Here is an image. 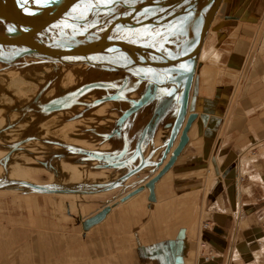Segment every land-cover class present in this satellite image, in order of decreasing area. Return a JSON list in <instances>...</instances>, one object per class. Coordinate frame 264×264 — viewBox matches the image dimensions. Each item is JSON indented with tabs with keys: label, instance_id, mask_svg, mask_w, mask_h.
Here are the masks:
<instances>
[{
	"label": "rangeland",
	"instance_id": "rangeland-1",
	"mask_svg": "<svg viewBox=\"0 0 264 264\" xmlns=\"http://www.w3.org/2000/svg\"><path fill=\"white\" fill-rule=\"evenodd\" d=\"M222 6L223 9L217 15L218 19L211 30L214 40L210 44L214 47V53L209 55L211 56H208L209 58L203 57L198 65L199 92L210 93L217 83L224 84L235 81L236 90L229 88L228 91L264 89V47L261 46L264 41V0H225ZM85 8L86 6L82 4L75 6L76 11H79L77 14L83 17L87 16L84 15ZM56 12L59 13L61 10ZM65 27L71 28L67 23ZM66 32L64 34L69 41H76ZM72 34L77 35L78 40L87 38L85 37L86 33L77 30ZM14 40L17 43L18 38H14ZM220 52L222 59L214 61V59H218ZM235 53L241 56L242 62L245 60L242 67L238 68V63L242 64L241 59L237 58V62L232 60ZM92 56L94 58L78 62H74L75 59L62 58L61 60L34 54L20 56L12 62L0 60V73L10 71L4 70L11 67L40 63L47 59L51 63V71L49 70L46 79L42 81L40 87L35 88L33 94L22 105L8 106L2 112L0 111V121H2V125L0 123V264H224L227 258L221 255L215 259H206L204 257L206 253L203 251L208 250L207 243L205 248L201 246V239H203L200 237L201 232L206 228L203 227V222L209 221L205 217L208 214L205 208L206 202H208L205 191L213 181L211 172L213 167L208 169L207 176L204 174L208 170L201 169L199 171L201 176L196 183L198 189L192 190V192L191 190L185 191L178 197L181 203L180 207L183 209L180 223L187 226L182 229L185 241L179 246L176 255L171 252L172 245H167L165 250L171 259L162 261L156 259L152 253H145L144 248H150L149 246H138V236L144 242H152L158 236L172 233L174 229L169 228V218L176 213L170 210V213L168 212L166 215L167 220L154 217L156 213L153 214L146 209L148 199L145 196V191L139 192L140 194L134 195L123 203L120 201L125 193L140 184L147 171L140 165L137 166L140 158L135 159V165L124 164L123 166L122 157L129 152L116 151L118 147H121L119 145L122 139L118 138L114 131L120 129L121 123L117 124V120L125 108V106H120L118 103L120 101H115V105L107 108L106 113L109 120L103 130H93L90 126H84L92 133L89 140L90 146L77 145L57 136H39L37 132H31V127H37V124L54 110L60 112L68 110L71 103L85 95V92L86 97L88 95V100L82 102L77 110L62 114V120L83 118L86 111L109 99H121L127 96L128 104L132 105L138 96L143 95L150 81L146 78V80L142 79L139 74L145 73L147 69L144 70L139 66H126V68L115 71L107 67L106 72L94 78L100 80L102 75L118 73L119 84L115 82L116 78L109 82L92 80L86 82L78 79L79 82L77 81L76 85L64 89L65 93L62 90L55 91V94H50L49 97H42L48 87L55 82V79L61 78L71 64L81 69L88 66L80 76L81 78L87 75L92 66L103 67V64L95 63V59L96 61L113 60L117 64H121L122 61L109 54H94ZM209 70L214 77V82L211 83L206 82L204 78V73ZM141 80L145 81L142 88L138 86ZM93 90L94 92H92ZM126 91H133L135 95L128 96ZM173 95L177 98L180 96L177 92ZM235 95L236 93L233 94L232 101L236 100L237 96ZM158 97L155 93L141 107L145 114L144 117L141 116L138 121L133 122L134 136H131L132 139L137 138L140 130L138 127L136 128L137 123L152 113V107L156 104ZM197 104L200 105V103ZM24 113H29L28 115L32 117L30 122H26L25 125L29 130L25 126L18 127L13 123ZM255 114L256 117L264 118V105L258 108ZM134 116L136 117V115ZM257 137L260 138L258 143L251 145L249 142L243 145L241 150L247 148L253 156H256V160L250 162V165L255 170L258 169L264 177V135ZM105 145L109 148L106 149ZM7 155L11 161L6 158ZM16 155L17 157L14 158ZM238 158L236 164L239 162ZM9 162L13 165L12 167L10 164L8 165ZM250 165L247 168L250 169ZM101 172L105 173L102 174V177L100 174L95 175L96 178L89 176ZM63 176L72 178L67 179L64 185L57 184L58 179ZM238 177L237 191L240 189L241 192L240 194L236 193L239 194L242 202L240 214L246 215L248 222L253 226L259 225L257 231H264V183H262L264 181L256 179L257 184L256 181L249 178L247 173L240 174ZM253 182H255L254 185H251ZM142 185H145V182ZM201 185L203 186L201 187ZM245 185H249V192L246 191L245 187L247 186ZM193 194L194 197L199 198L198 203L202 202V205L198 207L199 210L187 209V203H184L185 207L182 206V203L186 201L185 198L189 199V202L194 199H190ZM118 199L120 203L113 205L111 210L113 212H110L105 219L88 229L83 227L82 220L84 218L95 215L103 206L116 202ZM253 202H256V205ZM194 207L195 205H193ZM230 212L232 213V211ZM144 218L146 219L144 220ZM249 229L245 230L248 236L251 235ZM253 234L255 235L256 232ZM262 246H264V241L254 250L260 248V251ZM209 251L212 252V250ZM260 253L261 251L258 257H255L254 254L233 256L231 264H244L247 261L264 264L259 257Z\"/></svg>",
	"mask_w": 264,
	"mask_h": 264
},
{
	"label": "bare ground",
	"instance_id": "bare-ground-1",
	"mask_svg": "<svg viewBox=\"0 0 264 264\" xmlns=\"http://www.w3.org/2000/svg\"><path fill=\"white\" fill-rule=\"evenodd\" d=\"M83 1H86V0H83ZM102 1H108V0H102ZM188 1L189 0L174 3L173 0H130L129 2L131 4L137 3V7H135V6L134 7L122 6L119 8H111V9H105V10L101 9V7L100 8L95 7V6L94 7L93 6L88 7L86 5V8L84 10L86 12L84 15H87L86 17L79 16L77 14V12H79V11L78 10L76 11V9H75L74 11H72L74 14L70 13V15H68V17L65 16V18L61 21L60 26H56L52 29H48L47 27L51 25V21H49L50 18L54 17L55 15L60 14L65 9L67 2L66 1H53V0H30L29 4L27 6L28 12L23 11V12L18 13L15 16H12V17H4V16L0 17V38L5 37L6 39H9L10 41L14 42L12 44H7L4 42L0 43V51H1L0 60L12 62V61L17 60L20 56L33 55L34 54V55H40L43 57L49 56V57H53V58H59L61 60H62V58H67L68 60L69 59H75L74 62H78V61L84 60V59H92V57H93L92 55H94V54H109L112 57L118 58L120 61L122 60L121 64H117L113 60L96 61V59H95L94 62L95 63L97 62L99 65L103 64L102 65L103 67H101V66L98 67L96 65L92 66V68L89 70L87 75H85L84 77H81V78H80V76L85 72V69L88 66H86L84 69H81L74 64H71V65L69 64L70 65L69 69L63 74V76H61V78H59L58 80L55 79V82L52 83L48 87V89L45 91V94L44 93H43L44 95L41 94L42 97L43 96L49 97V95L53 94L55 91H61V90L64 91V89H68L72 85L73 86L76 85V82L78 81V79L80 81H86V82H89L90 80L101 81V82H107L108 81L109 82V80L116 78L114 80L117 84H119L120 80H119L118 73H114L112 75H106V76L102 75L100 80H96L94 78L96 76L106 72L108 70L107 67H110L115 71L117 69L126 68V66H130V67L131 66L132 67L139 66L141 68H144V70L147 69L145 73L139 74V75H141L142 79H144V80L147 79V80L151 81L147 85V88L145 89L144 92H148V91L152 90L151 97H153L154 94L156 93L157 96L161 95L159 97H164L166 99L167 97L164 96V93H167L168 92L167 90H169V89L175 88L173 91V94L175 92L180 94V96H178V99H177V102L180 103L181 94H182L181 89L183 87V84H184L186 78H185L184 74H183V76H181L180 81H177L175 77L180 73L187 72L188 70H190L193 67V64H194L193 58L186 57V58L180 59L179 62L174 61L171 64H167L165 66L153 64L152 61L165 64L171 60L179 58L180 56L186 55L187 53H189L190 51H192L194 49V47H195V45L199 39V35H200L199 32H200L201 27L204 23V19H205L204 17L207 13L208 5L206 4V0H196L192 3V5L189 9L184 10V11H179L182 8H184V6L186 4L190 3ZM224 2H225V0H221L219 6L214 11V13L211 17L212 19L210 20L208 27L204 31L205 34H204V36H203V38L199 44V50L194 55L196 65H195V70H194V74H193L194 78H193V81H192V84L190 87V91H189L190 92L189 99L191 96V91L193 89V84L195 83L194 81H196V76H197L196 74L198 73V69H199L198 65L200 64L199 63L200 60L203 57L204 58L208 57L209 55L214 53V50H213L214 47L210 44L211 41L214 40V38H213L214 34L211 35V30L214 27L215 21L218 19L217 15H219L221 10L223 9L222 5ZM4 3H5V1L4 2L0 1V9L2 8V6H4ZM58 10L59 11L61 10V12H59V13L56 12ZM142 16H145V18H143ZM66 23H67L68 27L70 25L71 28L68 29L67 27H65ZM83 24L86 27L84 28V30H81L80 28L82 27ZM73 28H74V30L72 31ZM76 30L86 33V35H85V37H87L86 40H78L79 37H77V35L72 34V32H76ZM33 31H38L39 34H37L34 37H30V35ZM66 31L70 34L69 37L76 39V41H69L68 37L64 34V32H66ZM91 33H93V34L95 33V34L93 35ZM135 33H136V35H134ZM90 34H91V37H90ZM130 34H132V35H130ZM152 34H154V35L152 36ZM14 38H18L19 41L17 40V43H15L16 40H14ZM143 39H145V40H143ZM107 42L109 45L105 46V44ZM79 44L82 45V47L81 46L79 47L78 46ZM38 45H43V46L48 45L49 47H54L56 49H59V50H55L56 53H61L62 51H70L72 53H76L77 50H85L84 52H86V53L85 54H77V55H67V54L66 55L65 54L59 55V54L45 53V52H42L39 50H33L31 52H26V53L19 55V56L17 55L18 51L21 49H24V48L30 47V46H38ZM261 46L264 47V41L262 42ZM78 47L80 49H78ZM88 50H92V51L87 53ZM13 52H16V53H13ZM11 53H12V55H11ZM135 55L138 56V58H140V61L144 62V64H140L137 61H135L133 59V57ZM221 55H222L221 52L218 53V59L216 58V59H214V61L221 60L222 59ZM107 57H108V55H107ZM209 57H211V56H209ZM72 62H73V60H72ZM50 65H51V63L49 62V59H47V60L41 61L40 63H29V64H26V66L19 65V67H11L9 69L4 70V71H8V70H10V71L0 73V111L2 112V110L6 109V107H8V106L14 105L13 107H15V106L17 107V106H20V104L22 105V103H24L33 94L35 88H37L39 85L41 86L42 81L46 79L48 72L51 71ZM140 71H138V72H140ZM204 78L206 79V82H209V83L214 82L210 70L206 71L204 73ZM144 80H141L139 82L138 86L140 88H142L141 86L144 85V83H145ZM154 82L157 83L158 86ZM162 84H165V85H162ZM171 84H173V85H171ZM112 85H114V84H112ZM156 87L158 89H156ZM75 90H76V88H75ZM37 91H38V89H37ZM165 91H167V92H165ZM92 92H94V90ZM64 93H65V91H64ZM89 94L91 95V93H89ZM126 94L128 96H131V95L134 96L135 95L133 91H126ZM140 97L141 96H138L135 99V101L137 99H139ZM151 97L148 100H146L143 104L138 106L137 109L139 107H142L144 104H146L151 99ZM169 99L171 100L172 98H169ZM173 99H174V97H173ZM87 100H88V95L86 97V92H85V95L80 96L77 101L71 103L68 110L63 109L64 111L60 112V111L54 110L55 109L54 108L53 109L54 112H51L50 115H48L46 118L42 119L40 122L38 121L39 123L37 124V127H35V128H34V126L31 127V129H30L31 132H33V133L37 132V134H39V136H50L51 135V136H54V137L57 136L60 138H62L65 134H70L74 138L81 137L82 139H85V138L89 137V133L82 131V129L80 130L74 126L71 127V125L73 124V121L76 120L77 118L72 119V120H62V114H64V113L68 114L69 112H72L75 109L77 110L79 108L80 104H82V102L87 101ZM128 100H129V98H128ZM128 100H127V96H124L121 99H109L104 103H111L109 106V107H111L112 105H115V103H116L115 101H120V102H118L120 104V106H125L124 109H126L129 106H131V104H128ZM41 102H42V99H41ZM126 102H127V104H126ZM188 103H189V101H188ZM168 105H169V100L167 101L163 111L166 110V107ZM98 106H100V105H96V106L92 107L90 110L86 111V113L83 117H85V118L86 117L88 118L89 116L92 117L93 114L91 115V112L93 111V109L95 107H98ZM81 107H82V105H81ZM137 109H135L131 112H134ZM34 110H35V108H34ZM27 111H29V110H27ZM189 112L190 111H189V107H188L187 113H189ZM28 114L29 113H24L21 116L18 115L19 118L18 119L16 118L17 120H15L13 123H15L18 127L25 126L26 122H28L30 119H32V117ZM94 114H96V112ZM96 115H98V114H96ZM87 118L82 123V124H84V126H86V125L89 126V124L92 122L91 120L93 119V117L91 119H87ZM149 120H150V118L147 120V122ZM156 120L154 121L155 122L154 124H156ZM1 122L2 121H0V123ZM66 122H67V124H68V122H70L72 124L68 127V125H65ZM104 122H105V118H101L99 121H97V123H96L97 126H95V127L98 128V126L105 125ZM79 123L81 124V122H79ZM1 125H2V123H1ZM25 127H27V126H25ZM90 127H91V125H90ZM27 129H28V127H27ZM17 131H15V132H17ZM160 134H161V132L158 131L156 136H155V142L157 144L160 141V137H159ZM6 135H8V134H6ZM258 141H260V139H256L251 145H255L256 143H258ZM77 142H79V141H77ZM259 143H261V142H259ZM80 144L85 145V146L91 145L89 143H87V144L80 143ZM172 148L173 147H171V149ZM157 150H159V149H157ZM8 156L9 155H7L6 158H8ZM15 157H17V155L14 156V158ZM167 157H168V155H167ZM255 157L256 156H253L247 148L246 149L243 148V150H241L240 156L238 158L239 162L237 163V168H239L240 174L247 173L248 176L250 175V178H252V179L257 178V180L259 179V180L263 181V179L260 175L252 174L251 171L249 170V168H247L248 165L251 164L250 162H253L254 159L256 160ZM11 158H13V156H11ZM9 159L10 158H8V160ZM9 161H11V160H9ZM10 163L11 162H9L8 165ZM10 166L12 167L13 165L10 164ZM73 167H70V168H73ZM159 167H161V166L159 165L157 168H159ZM70 171H72V170H70ZM211 172L213 173L214 169H212ZM98 174H100L102 177V174H105V173H102V172L101 173H95V174H92L89 176L96 178L95 175H98ZM116 177H117V175H116ZM70 178H72V177H70ZM70 178L67 176H63L62 178L58 179L59 181L57 184L64 185L66 180L70 179ZM71 181H72V179H71ZM75 182H76V180H75ZM237 183H239V182H237ZM155 185H156V182H155ZM146 187L147 186L144 185V187L140 191H143L144 189H146ZM93 188H95V187H93ZM154 192H155V187H154ZM240 192L241 191L239 189V194H240ZM248 192H249V190H248ZM138 193L139 192L132 194L129 197H126L125 200H129V198L133 197V195H136ZM238 198H239V196H238ZM122 199L123 198H121L120 201L124 202L125 200H122ZM239 200H240V198H239ZM120 201L118 199L116 202L110 203L108 205L111 208L112 205H114L115 203L118 204V203H120ZM89 228H90V226H89Z\"/></svg>",
	"mask_w": 264,
	"mask_h": 264
},
{
	"label": "crops",
	"instance_id": "crops-1",
	"mask_svg": "<svg viewBox=\"0 0 264 264\" xmlns=\"http://www.w3.org/2000/svg\"><path fill=\"white\" fill-rule=\"evenodd\" d=\"M142 17L145 18V16ZM85 27L86 26L83 24L81 30H84ZM134 35H136V33ZM153 35L154 34H152V36ZM237 58L241 59V56L235 53L232 60L237 62ZM240 61L242 62V59ZM243 62H245V60H243ZM243 62L242 64L238 63V68L243 66ZM196 75L197 80L194 81L195 83L193 84L188 107L190 112L197 111L198 114L187 131L189 139L183 146L181 153L172 163L171 167L168 168L158 180H156V199H149L147 196L149 192L148 187L143 190L148 199L146 209L153 214L156 213L154 217L160 218L161 220H167L166 215L168 212L170 213V210L176 213L173 217L170 216L169 218V228L174 229V231L169 235L158 236L152 242H144L141 240V237L138 236L137 238L140 241H138V246H149L150 248H144L146 250L145 253H152L154 254V257L156 256V259L158 258V260L162 261L168 260V258L171 259L168 257L169 253L165 250V246L172 245L171 252L174 254L178 252L179 246L185 241L182 229L187 226L180 223L183 209L180 207L181 203L179 202L178 197H180L181 194H184L185 191L191 190L192 192V190L198 189L196 188V183L200 180L199 177L201 175H199V171L201 169L208 170L213 167V181L210 183L207 191H205L206 199H208L205 208L208 214L206 216L204 215L209 219V223L211 224L209 227L202 229L200 237L206 241L207 249L212 250L214 255H212L211 259H215L221 255L227 258L224 264H228L229 259L233 256L238 257L244 256L245 254H254L255 257H258L259 252L264 246H262L260 251V248H258V250H254V248L260 246V243L264 241V231H257L259 225L253 226L248 222L246 215L240 214V212H242V202L241 199L239 200V195L236 193L239 192L237 191V181L239 180L238 175H240V170L237 168L236 160L240 155L241 147L243 145L248 144L249 142L252 144L256 139H260L257 136L264 135V118L256 117L255 114V111L264 105V89L228 91L229 88H231V90H236L237 86L235 85V81L224 84H221V82L220 84L217 83L210 93L203 91V93H200L198 89L199 75L198 73ZM155 84L157 85V83ZM235 93L237 98L235 101H232V96ZM173 97H169L172 98L171 100L168 99L169 105L166 107V110L159 115L156 124L150 129L148 128L147 120L165 98L159 97L157 99L155 102L156 104L152 107V113H150L144 120L137 123L136 128L138 127L140 130H137L138 136L137 138L135 137L136 141L135 138H131V136H134L132 130L134 126L132 124L134 121H138V118L141 116L144 117L145 113L141 107L125 116L120 122L121 126L120 129L118 128L119 131H114V134L122 139L120 145L117 144L121 147H118L116 151H121L122 153L126 151L129 152V154L125 153L122 157L123 166L124 164L127 166L130 164L135 165V159L140 158V162L137 166L140 165L142 169H147L146 175L140 183H144L162 167V165H160L161 167L157 168L156 162L161 157L162 150L168 138L167 136L169 135L179 108V103L177 102L178 98L174 95ZM197 103H200V105ZM110 104L111 103L100 104V106L93 109L91 112V115L93 114V119L89 124V126L91 125V129L103 130L105 128L108 123L107 121L109 120L106 110ZM171 107H173L172 110H170ZM95 112L98 115L94 114ZM134 115H136V117ZM92 117L89 116L86 118L91 119ZM86 118L83 117L76 119L73 121V124L70 122L67 124L66 122L65 125H68L69 127L72 124L71 127L74 126L89 133V137L82 139L81 137L74 138L70 134H65L61 139L72 141L77 145H80V143L91 144L89 140L92 133L90 130H86L84 124H82ZM101 118H105V125L98 126V128L95 127L97 126V121ZM79 122H81V124ZM158 130H160L161 134L159 135L160 141L157 144L155 142V134ZM180 133L181 132L177 134L172 147L178 143ZM105 147L106 149L109 148L106 145ZM153 153H155L154 156ZM171 153L172 151L170 150L168 157ZM168 157L162 164L168 160ZM249 170L252 174L260 175L264 181V177L258 169L255 170V168L251 166ZM208 172L209 170L204 175L207 176ZM256 179L252 180L256 181L258 184ZM254 183L255 182L251 185H254ZM202 186L203 185H201V187ZM245 186H247L245 189L248 191L247 189H249V185ZM190 199H193L191 200L192 202H189V199L185 198L184 200L186 201L182 203V206L185 205L184 203H187V209L192 211L199 210L198 207L202 205V202L198 203L199 198L197 199L193 194V197ZM253 203L256 205V202ZM193 205H195L194 208ZM112 207L108 210L107 214L95 224L101 222L110 214V212H113L111 211ZM229 210L232 211V213ZM145 219L146 218H144V220ZM245 223L249 224L243 225ZM91 226H93V224ZM247 229L251 230V237L248 236V233L245 231ZM254 232H256L255 235L253 234ZM260 254L259 257H261L262 262L264 263L262 251ZM170 256H172V254H170ZM231 261L232 259L229 264H231ZM244 264L254 263L247 261Z\"/></svg>",
	"mask_w": 264,
	"mask_h": 264
},
{
	"label": "water",
	"instance_id": "water-1",
	"mask_svg": "<svg viewBox=\"0 0 264 264\" xmlns=\"http://www.w3.org/2000/svg\"><path fill=\"white\" fill-rule=\"evenodd\" d=\"M1 2L5 1L4 6H2V8L0 9V17H12L17 15L20 12L26 11L27 10V6L30 2V0H0ZM53 1H66L67 5L65 6V9L61 12V14L55 15L54 17L50 18L49 21H51V25L48 26V29H52L58 25L61 24V21L65 18V16L69 15L73 9H75V6L78 4H82V5H87L88 7H98L101 9H111V8H119L122 6H131V7H137V3L131 4L129 1L130 0H108L103 2L102 0H53ZM180 1H185V0H173L174 3H178ZM196 1V0H189L188 4H186L184 6V8H182L179 11H184L187 10L191 7L192 3ZM221 0H206V4L208 5L207 7V13L205 15V19H204V23L201 27L200 30V35H199V39L198 42L196 43L194 49L192 51H190L189 53H187L186 55L180 56L177 59L171 60L165 64L162 63H157L152 61L153 64H158V65H167V64H171L172 62H176L180 59L186 58V57H190L193 58V67L188 70L185 73H180L178 74L175 78L177 81L181 80V76H183V74L185 75V82L183 84V87L181 89V100L179 103V109L178 112L176 114V117L174 119V123L171 127V130L169 132V135L167 136V141L164 145L163 148V152L161 154V157L158 159V161L156 162V166L158 167L159 165H161L164 161V159L167 157L168 153L170 152V150L172 151V153L169 155L168 160L162 164V167L156 172L154 173V175H152L149 179H147L145 181V185L148 187L149 192H148V197L150 200H155L156 199V195L154 192V187H155V182L157 179H159V177L164 174L168 168L171 167L172 163L175 161V159L177 158V156L181 153V150L183 148V146L186 144V142L188 141L189 136H187V130L189 129L190 125L192 124L193 120L196 118L198 112H189L188 111V101H189V94H190V87L193 81V74H194V70H195V54L198 52L199 50V44L204 36V31L206 30V28L208 27V24L210 22V20L212 19V15L214 13V11L217 9V7L219 6ZM96 4V5H95ZM178 11V12H179ZM37 34H39L38 31H33L30 35V37H34ZM7 43V44H12L14 43L13 41H10L9 39H6L5 37H1L0 38V43ZM112 43V42H111ZM109 45L108 42L105 44ZM79 47L82 45H78ZM135 46V45H134ZM78 47V49H80ZM48 50H47V49ZM105 48V47H104ZM33 50H39L45 53H51V54H67V55H77V54H85L86 52H84L85 50H77L76 53H72L70 51H62L61 53H56L55 50H59L56 49L54 47H49L47 46H43V45H38V46H30V47H26L24 49H21L18 51L17 55H22L26 52H31ZM94 50V49H93ZM92 50H88L87 53L91 52ZM133 59L135 61H137L140 64H144V62L140 61V58H138V56H134ZM149 62V61H148ZM152 94V90L148 91V92H144V94L137 99L136 101H134V104H132L131 106H129L128 108H126L123 113L121 114V116L118 118L117 120V124H120V122L123 120V118L125 116H127L128 114L131 113V111L137 109L138 106H140L141 104H143L146 100H148L151 97ZM168 97L163 100L162 103H160L156 110L153 112L152 117L150 118V120L147 122L148 123V128H151L152 125L155 123L154 121L159 117V115L161 114V112L164 110L165 105L168 101ZM180 133V139L178 141V143L171 149L177 134ZM143 183H140V185L134 187L132 190L128 191L127 193H125V197H123V200H125L126 197H129L132 194H135L137 192L140 191V189H142L144 187V185H142ZM110 209V206L108 204H106L105 206H103L101 209H99L97 211V213L93 216L90 217H86L82 220V225L84 228H89V226H91L92 224L96 223L97 221H99L100 219H102L108 212V210Z\"/></svg>",
	"mask_w": 264,
	"mask_h": 264
},
{
	"label": "built area",
	"instance_id": "built-area-1",
	"mask_svg": "<svg viewBox=\"0 0 264 264\" xmlns=\"http://www.w3.org/2000/svg\"><path fill=\"white\" fill-rule=\"evenodd\" d=\"M209 222V221H208ZM208 222H203V227H209V223ZM205 245H206V241H204L203 239H201V246L205 248ZM210 249H208L207 251H203L204 253H206V255H204V257L206 259H210L213 255L212 252L209 251ZM262 251V258H263V261H264V248L261 250Z\"/></svg>",
	"mask_w": 264,
	"mask_h": 264
},
{
	"label": "flooded vegetation",
	"instance_id": "flooded-vegetation-1",
	"mask_svg": "<svg viewBox=\"0 0 264 264\" xmlns=\"http://www.w3.org/2000/svg\"><path fill=\"white\" fill-rule=\"evenodd\" d=\"M151 82V81H150ZM162 85H165V84H162ZM161 85V86H162ZM171 85H173V84H171ZM158 86V85H157ZM160 86V85H159ZM156 89H158L157 87H156ZM174 89L175 88H173V89H169V90H167V91H165V92H167V93H164V96H167V97H173V91H174Z\"/></svg>",
	"mask_w": 264,
	"mask_h": 264
},
{
	"label": "snow or ice",
	"instance_id": "snow-or-ice-1",
	"mask_svg": "<svg viewBox=\"0 0 264 264\" xmlns=\"http://www.w3.org/2000/svg\"><path fill=\"white\" fill-rule=\"evenodd\" d=\"M25 2H26V0H25Z\"/></svg>",
	"mask_w": 264,
	"mask_h": 264
}]
</instances>
